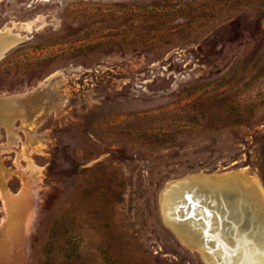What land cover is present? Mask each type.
<instances>
[{
  "label": "rangeland",
  "instance_id": "obj_1",
  "mask_svg": "<svg viewBox=\"0 0 264 264\" xmlns=\"http://www.w3.org/2000/svg\"><path fill=\"white\" fill-rule=\"evenodd\" d=\"M13 39L0 174L13 193L27 179L39 209L12 264H208L161 197L231 189L218 173L233 170L264 195V0H0V43Z\"/></svg>",
  "mask_w": 264,
  "mask_h": 264
},
{
  "label": "bare ground",
  "instance_id": "obj_2",
  "mask_svg": "<svg viewBox=\"0 0 264 264\" xmlns=\"http://www.w3.org/2000/svg\"><path fill=\"white\" fill-rule=\"evenodd\" d=\"M15 41L16 39H13L7 43H0V54ZM50 79L51 75L48 76L46 80L49 81ZM3 104L4 107L0 106L1 110H8L17 106V103L11 102L10 100ZM63 104L64 101L61 105ZM36 128L37 127H34V129L29 131L34 132ZM29 131H27L28 134ZM14 139L16 140V144H19L18 140H20V137H18L16 132H14ZM19 158L27 160V169L32 173L38 172V166L32 158H27L23 154H19L18 160ZM4 170L5 173L3 174L7 176L10 174L9 172H11L8 169ZM1 178L2 174H0V179ZM26 180H24V185L21 190L16 193L11 192L5 187L4 183L0 185L1 196L9 215L8 220L3 222L0 226V264H12L18 256L20 258L24 243L29 239V234L33 231L38 219L37 213L39 203L36 200V195L33 194L31 186L28 185ZM260 182L261 181H254L251 183L247 191L255 198L264 199V195L260 190ZM180 189L183 191L176 193L175 190H173L170 193L163 194L161 197L162 213L165 220L174 223L176 221L174 217L175 215L177 216L176 213H173V211L176 210V204L180 205L186 203L188 201L187 197L190 199L194 198L193 202L195 205L193 204V207L198 209V214L205 216V219L202 221L203 223L200 222L196 224L204 230V236L206 235L205 228L207 227H210V230L216 234L217 239L215 240V247L217 253L212 249V259H214L217 264H264V243L258 238L256 242H254L253 238L248 236L246 231L241 230L239 224H236L233 218L228 216L233 213L237 214L235 212L238 210V215H240L242 219L244 218V209L247 207V201L244 200V198L238 197L234 201L227 203L221 191L212 189L209 185L190 183L182 186ZM227 190H230V188H227ZM216 196L220 197L221 201H224V204L222 203L225 208L224 211L219 209L220 206H214V204H217ZM225 220H230L231 225L227 224ZM193 229L196 230L197 228L193 227ZM254 234H257V232L255 231ZM262 238H264L263 234ZM251 242H253V244H251ZM240 243H243L244 247L242 246V248L237 249L235 255L226 248L227 245L237 246Z\"/></svg>",
  "mask_w": 264,
  "mask_h": 264
},
{
  "label": "water",
  "instance_id": "obj_3",
  "mask_svg": "<svg viewBox=\"0 0 264 264\" xmlns=\"http://www.w3.org/2000/svg\"><path fill=\"white\" fill-rule=\"evenodd\" d=\"M34 94H29L20 100H18L19 106L18 109L25 110L26 108H33L35 107L36 100L34 99ZM6 97H0V104L6 102ZM8 102V101H7ZM26 107V108H25ZM27 111V110H25ZM233 172L234 174H230ZM206 174V173H204ZM219 181H224L226 179H230L231 176H236L237 179L234 180L236 183L229 182L231 187L230 190H227L225 186H219L217 188L216 184H214L217 190L221 191V194L225 200V202L230 203L234 201L238 197L244 198L247 201V207L244 209V218L242 219L240 215H238V210L235 212L237 214H229L230 218H233L236 224H239V228L247 232V235L253 238V241L256 242L258 238L260 241L264 243V238H262V234L264 235V199L263 198H255L253 197L250 192L247 191V188H244L245 185L249 181V177L245 176L239 170L228 171L225 173H218ZM214 175V174H212ZM2 183V178L0 179ZM214 186V188H215ZM264 186V185H263ZM233 187V188H232ZM182 189H178V192H182ZM193 197V196H192ZM187 202L184 204H176V210L173 213L175 215L174 219L176 220L174 223L165 220V223L174 231L177 238L188 248L193 249L195 251H199L203 257V259L208 264H217L213 258V251L217 253L215 240L217 239L216 234L211 231L210 227L205 228V236L204 230L201 229L196 223H200L205 219L204 215L198 214L199 211L196 207H193L194 198L190 199L187 197ZM217 207L221 211H224L225 208L223 207L224 201H221V198L216 196ZM223 203V204H222ZM195 205V204H194ZM162 210V209H161ZM163 215V214H162ZM227 224L231 225V221L225 220ZM203 223V222H202ZM191 225V226H189ZM193 227L197 228L196 230ZM191 228V229H190ZM257 234H254V232ZM196 232V233H195ZM258 240V242H259ZM253 244V242H251ZM244 247L243 243H240L237 246H230L227 245L226 248L229 252L237 253V249ZM212 249H214L212 251ZM219 258V257H218ZM217 260V258H216Z\"/></svg>",
  "mask_w": 264,
  "mask_h": 264
},
{
  "label": "trees",
  "instance_id": "obj_4",
  "mask_svg": "<svg viewBox=\"0 0 264 264\" xmlns=\"http://www.w3.org/2000/svg\"><path fill=\"white\" fill-rule=\"evenodd\" d=\"M262 156H263V161H264V144H263ZM262 178H263V182H264V165H263V170H262Z\"/></svg>",
  "mask_w": 264,
  "mask_h": 264
}]
</instances>
